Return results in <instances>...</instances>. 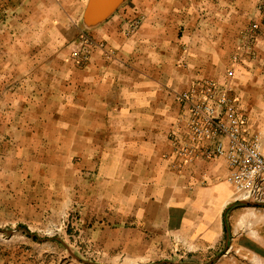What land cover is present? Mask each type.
<instances>
[{
    "label": "crops",
    "instance_id": "crops-1",
    "mask_svg": "<svg viewBox=\"0 0 264 264\" xmlns=\"http://www.w3.org/2000/svg\"><path fill=\"white\" fill-rule=\"evenodd\" d=\"M89 1L33 3V32L25 36L35 43L33 51L47 59L48 34L53 33L52 41L64 40L56 37L63 11H80L82 2L84 25L108 42V61L98 57L84 69L63 67L57 71L63 83L54 92L78 117L88 114V121H104L92 109L108 106V223L116 220L122 234L162 235L194 249L226 242V247L252 253L250 264H264V231L256 230L255 237L244 234L241 241L239 211L227 217L229 207L245 200L226 181V161L181 164L171 135L187 108L175 92L193 89L199 99L200 86L214 82L227 88L246 119V133L261 140L264 151V0H120L102 20L86 25ZM253 24L257 31L249 30ZM29 74L24 83L38 91L43 103L49 68ZM98 130L96 137L102 136L103 129ZM217 264L243 263L223 255Z\"/></svg>",
    "mask_w": 264,
    "mask_h": 264
},
{
    "label": "rangeland",
    "instance_id": "rangeland-1",
    "mask_svg": "<svg viewBox=\"0 0 264 264\" xmlns=\"http://www.w3.org/2000/svg\"><path fill=\"white\" fill-rule=\"evenodd\" d=\"M38 1L0 0V264H217L223 255L250 264L252 253L226 242L194 249L162 235L122 234L116 220L108 223V106H94L104 121L92 122L54 97L64 80L57 71L108 61V42L84 25L81 2L80 11H63L56 37L64 40L52 41L50 32L49 57L41 59L25 36ZM41 66L49 68L43 103L24 83ZM244 203L227 213L239 211L241 241L264 231V205Z\"/></svg>",
    "mask_w": 264,
    "mask_h": 264
},
{
    "label": "built area",
    "instance_id": "built-area-1",
    "mask_svg": "<svg viewBox=\"0 0 264 264\" xmlns=\"http://www.w3.org/2000/svg\"><path fill=\"white\" fill-rule=\"evenodd\" d=\"M200 89L199 99L193 89L175 92L176 100L187 105L171 133L181 164L223 158L226 181L237 196L264 205V151L259 139L246 133V119L238 114L225 86L205 82Z\"/></svg>",
    "mask_w": 264,
    "mask_h": 264
},
{
    "label": "water",
    "instance_id": "water-1",
    "mask_svg": "<svg viewBox=\"0 0 264 264\" xmlns=\"http://www.w3.org/2000/svg\"><path fill=\"white\" fill-rule=\"evenodd\" d=\"M120 0H90L88 3V7L85 11H87L90 7V12L86 15V18L89 20L86 21L84 17V22L86 25H93L95 22L102 20L119 2Z\"/></svg>",
    "mask_w": 264,
    "mask_h": 264
},
{
    "label": "bare ground",
    "instance_id": "bare-ground-1",
    "mask_svg": "<svg viewBox=\"0 0 264 264\" xmlns=\"http://www.w3.org/2000/svg\"><path fill=\"white\" fill-rule=\"evenodd\" d=\"M89 12H90V7H89V9H88V11H87V14H88ZM87 14H85V20H86V21L89 20V17H88V19L86 18V15H87Z\"/></svg>",
    "mask_w": 264,
    "mask_h": 264
}]
</instances>
